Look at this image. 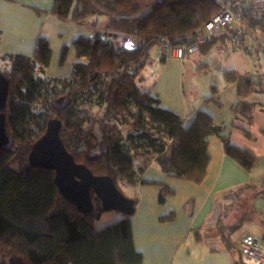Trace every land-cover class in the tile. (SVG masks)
<instances>
[{"label":"trees","instance_id":"1","mask_svg":"<svg viewBox=\"0 0 264 264\" xmlns=\"http://www.w3.org/2000/svg\"><path fill=\"white\" fill-rule=\"evenodd\" d=\"M140 10L134 0H52L53 17L88 32L71 40L75 61L68 78L36 75L48 66L51 56L43 36L37 37L31 57L2 56L9 64L0 71L9 83L2 113L12 144L0 148V264H142L128 217L97 230L95 224L105 211L94 196L93 211L83 215L58 192L52 171L28 166L29 150L50 119L59 120V137L74 162L95 176L110 177L121 193L120 181L155 184L140 179L144 169L134 166L138 156L148 153L157 155L168 177L202 183L210 163L211 136L220 140L224 155L244 171L255 167L256 157L232 146L208 114L198 111L184 124L139 84L138 76L158 38L174 45L190 42L193 33L217 11L216 5L211 0H155L146 11ZM250 24L264 29L261 23ZM113 35L133 37L136 48L119 49ZM216 38L228 44L222 34L200 46L199 52ZM222 73L226 84L236 85L241 99L254 91L264 92V82L251 81L234 70L223 69ZM57 88L63 92L52 94ZM62 96L69 102L64 109L55 105ZM83 96H95L97 105L118 124L88 118L89 112L77 105ZM206 102L220 106L215 96ZM81 117L87 123L84 128L77 122ZM118 125L128 126V132L123 134ZM243 135L252 139L245 131ZM164 139L171 141L168 152ZM100 142L105 144L104 151ZM162 195L159 202L164 200ZM232 264H242L240 255Z\"/></svg>","mask_w":264,"mask_h":264},{"label":"rangeland","instance_id":"2","mask_svg":"<svg viewBox=\"0 0 264 264\" xmlns=\"http://www.w3.org/2000/svg\"><path fill=\"white\" fill-rule=\"evenodd\" d=\"M134 1L141 7L140 13H142L155 0ZM45 16L46 13L40 10V6H29L15 0H0V71H5L9 66L7 60L1 59L4 55L20 54L31 57L36 35L41 32L46 36L51 49V56L48 66L41 73L36 71V75L52 80L70 76L72 63L75 61L71 39L67 38L65 26H59L55 21L45 19ZM64 47L67 49L64 58L61 60ZM156 52L157 47H152L150 50L151 59L156 56ZM197 56L194 55L183 62L167 60L161 64L163 66L161 67V78L150 90V94L155 96L158 93L157 95L163 103L177 112L181 110L186 113L192 111L193 107L201 100L203 103H207V98L204 99V97H207L209 89L213 87L210 86L209 81L214 80L215 83H218V80H221L226 83L222 70L232 66L234 54L229 45L222 43L219 49L210 46L205 53H202L204 65H199V62L193 59ZM61 92L63 89L57 88L52 91V94L59 95ZM77 105L79 110L89 112L88 118L90 119L118 124L116 119L106 115L103 106L97 105L95 96L90 99L83 96L78 100ZM77 122L83 128L87 126L84 117H81ZM118 128L123 134L129 130L128 126L118 125ZM216 142H212L211 152L214 157L212 170L217 171L218 166L215 162L219 159L217 156L219 151L216 148ZM165 144L166 152H168L170 144L166 140ZM134 166L136 170L139 167L144 169L139 174L140 179L148 182L153 181L155 184L128 185L122 181L118 182V187L122 193L127 198L132 197L136 202L134 213L128 217L131 231L135 239H138L137 242H145L155 234L160 239L165 238L164 243L161 241L163 245L169 240L162 251L167 255V259L176 258L177 260L184 257L189 252L187 244L190 243L191 239L195 242V239L200 238L198 242L204 245L205 253L203 252V255L206 257L208 253H214L211 249H215V252L224 253L222 245L228 241L236 242L235 240L246 231L253 236L260 233L261 227L256 223H251L254 225H246L235 231H231L230 227L228 228V226L235 225L237 220L234 218L231 209L222 211V197L230 194L233 198H240L243 197V194L240 191L222 193V188L219 186L222 185V174L218 176L215 174L216 176H214L210 172L207 181L205 176L200 184L168 177L161 170L157 155L154 153L138 156ZM216 177H219L214 184L216 186L212 187L213 179ZM255 177L257 178V175ZM165 187L171 192L167 188L164 191L163 188ZM160 194H163L164 200L162 202L158 201ZM212 200L214 207L209 213L208 209ZM242 205L240 204V206ZM119 216L122 215L113 211L104 212L100 220L96 222L95 227L101 226L103 228L104 223L109 224L108 218L115 222L119 220ZM169 237L177 242L172 244ZM168 244L169 247H166ZM188 255L197 258V252L194 253L192 250Z\"/></svg>","mask_w":264,"mask_h":264},{"label":"crops","instance_id":"3","mask_svg":"<svg viewBox=\"0 0 264 264\" xmlns=\"http://www.w3.org/2000/svg\"><path fill=\"white\" fill-rule=\"evenodd\" d=\"M15 1H19L29 6H40V10L46 13L45 19H48L52 22L55 21V23L59 26H65L64 29H66L68 39L72 40L78 35L88 33L83 27L75 26L68 21L62 22L53 17L50 14L52 0ZM47 10L49 11L47 12ZM38 34L36 37L43 36L46 38L43 33L40 32ZM221 45L222 39L216 38L214 39L213 43L203 48L204 51L199 52L197 54L198 56L193 57V59L197 60L199 64L203 63L204 59L202 53H205L210 46L219 49ZM233 54L234 62L232 66L224 69L234 70L237 74L244 76L245 73L251 69V62L240 53L233 52ZM163 63L164 62L161 64ZM161 64L157 66V77L153 83H145V85H143V76H146L147 73H140V86L143 85L142 88L144 90H148L150 92V90L154 88L157 82L160 80L162 72L161 67H163ZM209 83L210 86L215 88V93L212 92L211 87L207 97H204V99L215 96L218 99L220 106H217L211 102L203 103V100H201L195 107H193L192 111H188L186 113L185 111L181 110L177 112L166 106L158 97V93H156L155 96L159 99L160 106L162 108L168 109L179 115L182 118L184 124H187L193 118L196 112H205L211 117L215 126L223 128L221 135L228 138V141L232 146L241 150H247L256 157L257 163L255 167L251 172H246L235 162L224 155L222 144L216 136H211L208 138V152L210 154L211 160L207 167L206 181L210 172H212L214 176H216L215 174H217V176L222 174V185H219L222 188V193L240 191L243 194V197L240 198H233V196L230 194L224 195L222 197V211L227 210L228 208L231 209L234 218L237 220L235 225L228 226V228L230 227L231 231H235L242 229L246 225H254L251 223H256L261 227L260 233L257 236H253L251 233L246 231V233L241 234L235 240L236 242L231 243L228 241L227 244L222 245V251H224V253L215 252V249H211L214 253H208L206 257L203 255L204 245L198 242L200 241V238L197 239V242L196 240L194 242V240L191 239L190 243L187 244L189 247V252L190 250H192L194 253L197 252V258H194L192 255H188V252L184 255V257L176 260V258L167 259V255L162 252L164 250L165 244L169 242V240L163 245L161 244V241L163 242L165 238L160 239L155 234L145 242H137L138 239H135V236L132 232L134 247L143 256L142 264H232L239 257L238 243L241 238L249 235L256 238L257 240L262 241V236L264 235V92L254 91L244 99H241L237 93L235 84H226L221 80H218V83H215L214 80H210ZM243 131L247 132L252 137V139L245 137L243 135ZM213 141H217L216 148L219 151V154L217 155L219 159L217 162H215L216 166H218L217 171L212 170L214 157L212 156L211 146ZM255 175H257V178ZM218 178L219 177L213 179L212 187ZM213 204L214 201L212 200V202H210V208L208 209L209 213H211L213 210ZM240 204L243 205L240 206ZM121 218H123V216H119V219ZM112 220L113 219L108 218L109 224L113 223ZM104 224L105 225L103 227L109 225L108 223ZM101 228L102 227L100 226L96 229L99 230ZM169 239L170 241L172 240L171 237H169ZM175 242H177L175 239L172 240V244ZM149 247L151 248L148 249ZM166 247H169V244L166 245Z\"/></svg>","mask_w":264,"mask_h":264},{"label":"built area","instance_id":"4","mask_svg":"<svg viewBox=\"0 0 264 264\" xmlns=\"http://www.w3.org/2000/svg\"><path fill=\"white\" fill-rule=\"evenodd\" d=\"M211 1L216 5L217 11L193 33L190 42L174 45L164 37L158 38L156 56L148 58L140 72L148 75H142L143 83H153L157 77V66L162 60L182 62L197 55L200 46L222 34L226 35L232 52L242 54L251 62V69L245 73L247 79L264 82V29L250 24L255 21L264 25V0ZM168 143L171 141L168 140ZM238 247L242 264H264V242L247 235L241 238Z\"/></svg>","mask_w":264,"mask_h":264},{"label":"water","instance_id":"5","mask_svg":"<svg viewBox=\"0 0 264 264\" xmlns=\"http://www.w3.org/2000/svg\"><path fill=\"white\" fill-rule=\"evenodd\" d=\"M112 37L118 40L119 49L132 51L136 48V42L131 36L113 35ZM8 84V80L0 72V148L2 149H8L12 144V138L4 126L2 113ZM68 103L67 97L55 101V105L61 109L66 108ZM60 127L61 124L57 119H50L47 122L44 134L29 150L26 158L28 166L52 171L53 182L58 192L83 215H89L93 211L92 196H94L103 211H113L123 217L131 216L134 213V201L125 197L110 177L95 176L84 165L75 163L59 137ZM99 148L104 151L105 144L100 142Z\"/></svg>","mask_w":264,"mask_h":264}]
</instances>
